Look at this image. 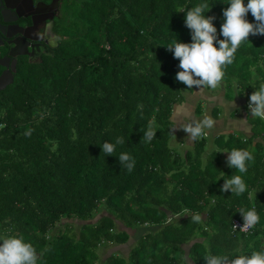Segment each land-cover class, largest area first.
Segmentation results:
<instances>
[{"label":"trees","instance_id":"trees-1","mask_svg":"<svg viewBox=\"0 0 264 264\" xmlns=\"http://www.w3.org/2000/svg\"><path fill=\"white\" fill-rule=\"evenodd\" d=\"M202 2L219 34L224 0H59L56 47L40 61L20 60L0 89V235L31 243L37 264H206L209 254L264 250V120L243 103L248 135L169 145L186 86L166 45L191 42L186 12L175 9ZM247 19L255 23L250 12ZM223 71V98L247 101L252 84L264 82V35H250ZM219 112L214 105L212 116ZM149 127L155 137L144 142ZM118 136L125 143L116 153H102ZM233 148L253 154L246 173L227 165ZM120 152L135 160L131 172ZM233 174L247 185L240 196L221 191ZM241 207L259 216L246 233L230 227ZM62 218L79 223L54 230ZM133 227L140 232L125 254L99 256V246L126 242Z\"/></svg>","mask_w":264,"mask_h":264},{"label":"clouds","instance_id":"clouds-1","mask_svg":"<svg viewBox=\"0 0 264 264\" xmlns=\"http://www.w3.org/2000/svg\"><path fill=\"white\" fill-rule=\"evenodd\" d=\"M224 2L228 6L223 9L224 19L219 34L213 23L215 16L205 15L211 7L207 2L194 4L190 8L187 6L175 9L186 12L184 23L190 30L191 42H181L176 37L166 46L174 58L179 60L180 70L176 73V79L186 88L215 90L223 80L224 67L234 62L235 53L240 45L249 41L250 35H264V0H247V4L244 0H224ZM249 12L255 23L248 21ZM252 85L256 90L249 96L248 109L253 117L264 120V82ZM214 126V120L205 115L203 119L187 123L181 128L188 137L195 140L205 134V129H213ZM143 133L141 140L144 142H150L155 137V131L151 127ZM124 143L123 136L116 137L114 142L104 141L101 144L102 153L114 155L117 146ZM227 152V165L239 173H246L248 171L246 162L254 160L253 154L237 148ZM116 156L121 167L129 172L134 169L135 160L127 152H120ZM229 190L237 196L248 190L241 175L233 174L230 178H224L221 191ZM238 212L244 221L241 230L252 228L259 222L255 209L241 207ZM191 219L199 222L201 217L194 215ZM238 251L218 255L209 254L203 257L206 264H264V250H253L250 254H237ZM37 261L36 248L31 243L25 242L22 236L0 235V264H37Z\"/></svg>","mask_w":264,"mask_h":264},{"label":"rangeland","instance_id":"rangeland-1","mask_svg":"<svg viewBox=\"0 0 264 264\" xmlns=\"http://www.w3.org/2000/svg\"><path fill=\"white\" fill-rule=\"evenodd\" d=\"M222 92L223 89L221 83L215 90L209 88L198 90L195 87L182 89L183 101L178 104H174L172 109L171 118L174 124L171 128V136L169 139V145L172 149L182 151L186 147L190 146L191 138L188 137V134L183 131L181 127L187 123H191L192 121L201 120L205 115L211 117L215 122V126L213 129L204 130L206 141H210L213 134L223 131L226 132L228 130H237L244 134V132H242V129L248 125L245 124L246 121L244 120L243 103L245 104L247 112L250 115L251 113L247 106L249 99L242 102L241 99L235 97V101L231 102L230 100L229 102V100L223 98ZM197 104H199V107L201 108L200 113L195 112V106H197ZM235 104H237L236 108H238V112L236 111L235 115L233 114L234 116L229 118L228 111L231 110V108H233ZM214 105H216L217 107L218 105L220 106V112L215 117L212 116V108L214 107ZM221 157L222 159L224 158L222 152ZM98 215L99 213H96L90 220H94ZM78 223L79 220L75 218H62L55 224L54 230H63L66 225H68L70 229L73 230L76 228ZM116 228L123 229L124 226L120 221H116ZM126 230L129 233V237L126 242L114 245L107 243L105 245L99 246V256L103 257L108 252L114 250L125 254L128 251L129 245L133 242V240L140 232L139 227H133L130 229L126 228Z\"/></svg>","mask_w":264,"mask_h":264},{"label":"flooded vegetation","instance_id":"flooded-vegetation-1","mask_svg":"<svg viewBox=\"0 0 264 264\" xmlns=\"http://www.w3.org/2000/svg\"><path fill=\"white\" fill-rule=\"evenodd\" d=\"M49 2L50 0H0V60L1 57H8L1 61L6 62L7 67L13 59L14 70L20 60L40 61L43 55L51 54L56 47L59 36L53 26L59 15L60 3L56 0L55 5L47 6ZM10 40L20 42L15 46L17 49H21L23 44L27 53L8 55L10 47L14 45ZM2 69L4 66L0 64V71Z\"/></svg>","mask_w":264,"mask_h":264},{"label":"water","instance_id":"water-1","mask_svg":"<svg viewBox=\"0 0 264 264\" xmlns=\"http://www.w3.org/2000/svg\"><path fill=\"white\" fill-rule=\"evenodd\" d=\"M56 3V0H50L49 4H47V6H50V5H55ZM53 7V6H52ZM14 45L12 47H10L11 49L8 51V55H11V56H15L16 54L18 53H27L25 50H24V46L22 44V48L21 49H17L15 48V46L18 45V43L20 42H16V41H13V40H10ZM23 49V50H22ZM8 57L5 56L4 57H1V60H0V64L4 66V69H2L0 71V89L3 88L7 83L11 82L12 80V71H14V63H15V60H11L10 62V66L7 67V63L6 62H1L3 59L6 60Z\"/></svg>","mask_w":264,"mask_h":264},{"label":"built area","instance_id":"built-area-1","mask_svg":"<svg viewBox=\"0 0 264 264\" xmlns=\"http://www.w3.org/2000/svg\"><path fill=\"white\" fill-rule=\"evenodd\" d=\"M243 223H244V221H243L242 216L240 218H232L230 221L231 230L239 231L242 233L248 232L250 230V228H246L245 230H241V226L243 225Z\"/></svg>","mask_w":264,"mask_h":264},{"label":"crops","instance_id":"crops-1","mask_svg":"<svg viewBox=\"0 0 264 264\" xmlns=\"http://www.w3.org/2000/svg\"><path fill=\"white\" fill-rule=\"evenodd\" d=\"M233 101H235V100L232 99L231 102H233ZM229 102H230V101H229ZM236 106H237V104H235V105L233 106V108H231V110L228 111V114L230 115V116L228 115L229 118L233 117V116L235 115L236 111L238 112V108H236ZM232 110H235V112L233 113L234 115L230 113ZM243 110H244V108H243ZM244 120H245V119H244ZM245 121H246V120H245ZM245 124L248 125L247 122H245ZM248 129H249V125L242 129V130H243L242 132H244V135H248V134H249V130H248ZM246 132H247V133H246Z\"/></svg>","mask_w":264,"mask_h":264}]
</instances>
